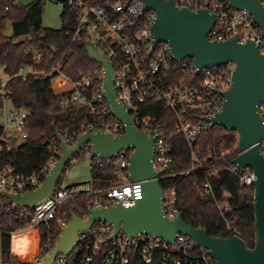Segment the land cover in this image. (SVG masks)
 Wrapping results in <instances>:
<instances>
[{
    "label": "built area",
    "instance_id": "obj_1",
    "mask_svg": "<svg viewBox=\"0 0 264 264\" xmlns=\"http://www.w3.org/2000/svg\"><path fill=\"white\" fill-rule=\"evenodd\" d=\"M55 1L76 9L77 26L73 42L82 44L84 41H90L104 54L106 60L112 63L118 101L134 117L138 130L157 138L153 165L157 171L164 172L158 178L160 183L164 178L176 176L172 167L174 136L183 135L193 148L197 139L212 127L211 122L206 119L221 111L225 101L223 93L231 88L235 65L230 63L223 67L200 70L192 59L175 60L168 43H160L153 49L152 27L155 13H144L142 0ZM261 1L264 4V0ZM176 5L191 11L209 10L215 15V25L208 34L210 41L224 42L238 36L240 44L253 41L264 53V37L254 18L245 11L234 10L226 0H176ZM41 57L42 53L37 52L33 60L38 63ZM94 64L92 72H82L77 77L63 75L56 69L54 73L58 75L52 79L53 90L62 96L63 109L74 107L86 110L93 119L84 126L86 132L104 131L121 136L126 131V124L114 115L104 95V67L101 64ZM177 72H181L182 77L173 82L170 78ZM38 75L39 73L31 68H21L15 76L27 80ZM13 77L4 74L0 76V98L4 103L0 109L3 116V124L0 126V192L17 194L38 189L59 161L62 151L57 138L48 143L49 158L46 165L39 172L28 176L17 175L12 166L3 165L5 151L16 148L28 138L29 114L11 103L12 90L9 83ZM55 88L59 91L56 92ZM154 100L163 101L167 109L177 114L178 121L174 127H167L162 121L144 113L145 107ZM260 114L264 119V103L260 105ZM62 131L66 132L64 129ZM79 137L80 135L73 132L66 133V138L63 139L74 148ZM259 146L264 156V139L259 142ZM133 153L134 150L129 149L112 159L103 160L95 155L90 144L86 145L80 154L82 158L88 160L91 171L113 161L118 177H125L126 181L108 189L96 190L91 183L67 186L62 176L51 196L38 205L33 207L7 205L6 212L14 213L15 217L24 223L23 228L7 232L11 235V264L43 262L59 239L54 240L52 223L57 221L61 227V235L63 228L71 222L73 214L64 211L57 219L58 212L65 203L76 196L82 194L93 196L88 212L91 209L113 207L117 204L125 207L135 206L142 199L143 192L142 182L127 179ZM77 156L71 160L72 164L78 161ZM231 172L239 178L241 186H253L254 174L250 168L240 169L233 163ZM177 201L176 188L168 184L165 189L163 188L162 208L169 219H174L180 214ZM44 229H47L48 236L42 241L41 233ZM24 236L27 237V242L30 239L34 240L35 251L30 255L19 251ZM0 264H3L1 254ZM53 264H216V262L209 250L203 247L196 248L193 239L186 234L176 235L172 242L144 234L131 237L122 231L114 237L113 227L100 222L90 231L80 232L72 253L59 255Z\"/></svg>",
    "mask_w": 264,
    "mask_h": 264
},
{
    "label": "trees",
    "instance_id": "obj_2",
    "mask_svg": "<svg viewBox=\"0 0 264 264\" xmlns=\"http://www.w3.org/2000/svg\"><path fill=\"white\" fill-rule=\"evenodd\" d=\"M17 2L0 0V69L4 75L14 76L9 83L11 103L29 114L28 138L16 148L5 151L2 163L12 166L17 175L28 176L39 172L46 165L49 158L48 143L56 140L55 129L64 138L66 133L82 135L86 132L84 126L93 121L83 108L61 107L62 96L54 92L52 85L53 77L58 75L54 71L59 69L63 75L77 77L82 72H92L95 64L81 42H73L77 26L74 7L64 5L63 24L56 30L43 25L46 0H35L28 6H19ZM9 25L12 35H8ZM37 52H41L42 57L35 63L33 58ZM21 68H31L39 75L24 80L15 76ZM181 77L182 73L177 72L170 79L177 82ZM3 105L0 98V109ZM144 113L170 128L178 121L177 114L167 109L161 100L151 101ZM173 141L172 167L176 176L164 178L161 186L165 189L169 184L176 188L177 209L184 220L195 228L206 229L212 237L238 236L249 248H254L255 188L241 186L239 178L231 172L233 159L238 154V134L215 126L206 130L193 148L181 134L175 135ZM77 158L79 160L81 154ZM71 165L70 162L63 177ZM91 175L88 183L96 190L125 182L118 177L113 161L91 171ZM92 199L93 196L86 194L76 196L63 205L57 219L64 211L87 219ZM7 203L8 199L1 196L0 254L3 264H11L12 257L11 235L7 232L24 227L23 221L16 218L14 213L6 212ZM51 231L56 241L61 232L57 221L52 223ZM47 236V229H44L42 241Z\"/></svg>",
    "mask_w": 264,
    "mask_h": 264
},
{
    "label": "water",
    "instance_id": "obj_3",
    "mask_svg": "<svg viewBox=\"0 0 264 264\" xmlns=\"http://www.w3.org/2000/svg\"><path fill=\"white\" fill-rule=\"evenodd\" d=\"M144 13L154 12L152 27L153 49L160 43H168L177 61L192 59L200 70L235 65L232 85L223 93L224 104L220 112L210 119L212 127L220 126L238 134V156L233 163L240 169L250 168L254 174L255 188V245L249 248L238 236L212 237L204 228L188 224L182 214L169 219L162 208L163 188L160 180L164 172L153 165L156 137L148 136L137 129L134 117L118 101L114 88V69L103 53L90 41H84L90 60L105 69L104 95L114 115L126 124L121 136L99 131L86 132L78 138L74 148L63 139L58 129L55 136L61 145V156L44 183L36 190L10 194L0 192L8 199L7 205L33 207L47 199L58 186L71 160L80 154L86 145H91L97 157L112 159L117 154L133 149L130 159L129 178L142 182L143 197L133 207L117 204L89 210L87 219L73 215L68 226L63 228L53 250L41 264H53L59 255H69L75 249L80 232L90 231L95 224L105 222L114 229V237L120 231L133 237L144 234L161 237L172 242L176 235L186 234L196 248L210 251L216 264H264V156L259 142L264 139V119L260 105L264 103V53L253 41L240 44L238 36L227 41H210L208 34L215 25V15L209 10L191 11L180 8L176 0H142ZM236 11L250 14L264 37V4L261 0H226Z\"/></svg>",
    "mask_w": 264,
    "mask_h": 264
},
{
    "label": "rangeland",
    "instance_id": "obj_4",
    "mask_svg": "<svg viewBox=\"0 0 264 264\" xmlns=\"http://www.w3.org/2000/svg\"><path fill=\"white\" fill-rule=\"evenodd\" d=\"M35 0H18L19 6H28ZM64 10V4L57 2L55 0H46L44 5L43 13V25L44 27L60 29L62 27V13ZM8 35H12V28L8 26ZM3 75V71L0 69V76ZM56 92L59 91L55 88ZM10 107V104H7ZM3 124V116L0 114V126ZM92 175L88 160L81 158L75 163L72 164L64 176L65 183L67 186H72L75 184H83L91 181ZM123 181H126V178H121ZM28 236V235H27ZM27 237L24 236L22 243L20 245V253H27L28 255L32 254L35 251L34 240L30 239L29 242L26 241ZM18 253V254H20ZM30 260L29 258H27Z\"/></svg>",
    "mask_w": 264,
    "mask_h": 264
},
{
    "label": "crops",
    "instance_id": "obj_5",
    "mask_svg": "<svg viewBox=\"0 0 264 264\" xmlns=\"http://www.w3.org/2000/svg\"><path fill=\"white\" fill-rule=\"evenodd\" d=\"M76 185V184H75Z\"/></svg>",
    "mask_w": 264,
    "mask_h": 264
}]
</instances>
